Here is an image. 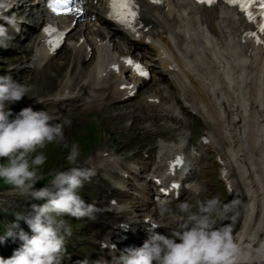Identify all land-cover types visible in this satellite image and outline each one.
Returning a JSON list of instances; mask_svg holds the SVG:
<instances>
[{"label":"bare ground","instance_id":"6f19581e","mask_svg":"<svg viewBox=\"0 0 264 264\" xmlns=\"http://www.w3.org/2000/svg\"><path fill=\"white\" fill-rule=\"evenodd\" d=\"M17 9L25 17L42 18L29 8L26 1ZM144 10L153 27L146 29L138 24L124 38L130 45L129 51L151 47L158 52L161 62L174 61L185 75L182 86L186 88L189 85L203 106L211 111L210 121H221L227 127L225 137L213 129L218 149L221 150L226 143V152L247 179V227L251 229L254 226L264 234V43L246 35L247 31L255 29L254 22H247L238 12L220 4L199 10L192 0H160L159 5L146 3ZM258 35L262 38L264 31H259ZM113 46L119 49V53H98L91 73L95 86L112 88V92L108 91L102 96H111L110 104L115 101L114 109H121L119 119L125 120L139 106L133 104L126 110L129 105L123 104L128 99L126 93L130 89H119V86L123 83L129 85L121 73L128 72V68L112 72L110 65H119L117 57L123 52L121 43L114 41ZM23 53L22 50L18 59H24L26 55ZM42 54L46 56L47 52ZM70 59L73 64L71 72L65 73L73 77L83 65L76 63L75 56ZM49 70L28 79L44 75L41 89L53 87L62 72L49 74ZM68 77L66 75V83ZM154 89L155 92L161 90L159 86Z\"/></svg>","mask_w":264,"mask_h":264},{"label":"clouds","instance_id":"9594fccd","mask_svg":"<svg viewBox=\"0 0 264 264\" xmlns=\"http://www.w3.org/2000/svg\"><path fill=\"white\" fill-rule=\"evenodd\" d=\"M14 2L0 0V19L19 31L15 17L6 15ZM11 39L7 28L0 25V46L7 48L6 42ZM28 91L26 85L11 75H0V159L6 161L0 163V181L21 195L45 202L33 203L31 210L17 216V222L11 223L6 233L0 236V244L9 238L13 242L17 239L22 242L11 257H0V264H62L65 235H71V227L62 217L93 218L95 206L86 203L78 190L94 173L75 166L79 157L78 146L75 143L69 146L63 127L51 123L52 118L46 111H34L32 107H25L15 114L11 111L8 105L20 102ZM49 144L67 148L66 159L73 166L56 171L47 185L37 188V183L43 180L39 169L46 163L44 150ZM193 207L187 202L180 204L181 211L187 214L186 222L171 235L154 232L152 229L160 225L146 222L152 226L148 229V239L141 247L125 249L122 264H237L240 247L231 227H217V218L232 211L235 202L222 203L218 196H214L203 202L197 201L195 207L198 211H192ZM20 220L28 225L32 235L23 229L15 231L20 228Z\"/></svg>","mask_w":264,"mask_h":264},{"label":"rangeland","instance_id":"374dc122","mask_svg":"<svg viewBox=\"0 0 264 264\" xmlns=\"http://www.w3.org/2000/svg\"><path fill=\"white\" fill-rule=\"evenodd\" d=\"M20 59H12V60H2L0 59V67H13L17 66V64H21ZM62 65V64H61ZM68 66L63 67L66 69ZM61 68V69H59ZM61 66L56 65L55 67L51 68L48 73L53 74L56 72H62L63 69ZM45 76H37L32 79H25L24 85H26L29 89L27 96L28 97H34L37 95L42 94H49L53 87L48 88H42L41 89V81L43 80ZM60 79V77H58ZM38 86V87H37ZM141 94H146L142 93ZM135 100V99H133ZM136 102V101H133ZM128 104V108L126 110H129L130 106L134 103H126ZM115 113H113L114 119H107V114L111 111L103 112V111H95V108L92 109L89 112L78 114V118L73 120V122L67 123L66 129L68 130V137L66 138V142L71 146V144L75 143L78 146L79 150V157L77 161V165L80 166V164L91 155L92 152H94L97 149H102L104 147L113 146L117 144V139L115 135L112 133V127L114 125H119L118 122L120 119L119 117L121 114V109L117 108L114 109ZM130 113V112H129ZM95 114V115H94ZM92 115V116H91ZM132 115V113H130ZM118 117V118H117ZM131 118V117H129ZM127 118V119H129ZM141 120V119H139ZM122 121V120H120ZM90 123V124H89ZM128 139H120L119 144L127 142ZM68 149L64 148L62 145H55V144H49L44 150V154L47 157L46 163L39 169L40 174L43 176V180L39 181L36 185L37 188L43 187L49 183V181L52 178V175L58 171V170H67L68 168L72 167L73 165H70L67 162V155H68ZM215 158H210L207 162V170L213 171L215 168ZM6 161L3 159H0V163H5ZM218 165H216L217 167ZM14 195L19 194L17 190L13 189L12 187L5 185L2 181H0V203L2 204L6 201H1L2 199H10L9 195L6 196L5 194ZM17 196V195H15ZM12 198V197H11Z\"/></svg>","mask_w":264,"mask_h":264},{"label":"snow or ice","instance_id":"6c2138e0","mask_svg":"<svg viewBox=\"0 0 264 264\" xmlns=\"http://www.w3.org/2000/svg\"><path fill=\"white\" fill-rule=\"evenodd\" d=\"M55 2L57 4H64L65 10L71 11L70 8L66 7V5L71 2V0H55ZM230 2L236 3L237 0H230ZM135 3H136V0H111L112 12L110 13V18L115 19L120 23H128L130 20L134 19L136 16V12L134 10ZM53 11H57V9L54 8ZM45 31L49 32L52 30L49 28V29H45ZM127 63L132 64L134 62L131 60H128ZM181 163L182 161L180 160L176 161L177 165Z\"/></svg>","mask_w":264,"mask_h":264}]
</instances>
